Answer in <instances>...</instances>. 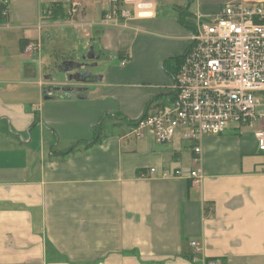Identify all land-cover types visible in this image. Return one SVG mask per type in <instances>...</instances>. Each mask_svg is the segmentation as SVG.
I'll use <instances>...</instances> for the list:
<instances>
[{
    "label": "crops",
    "instance_id": "0c3cea01",
    "mask_svg": "<svg viewBox=\"0 0 264 264\" xmlns=\"http://www.w3.org/2000/svg\"><path fill=\"white\" fill-rule=\"evenodd\" d=\"M145 1L108 24L109 0H0V264H264L254 128L204 138L198 184L190 142L130 135L172 102L196 18L242 0Z\"/></svg>",
    "mask_w": 264,
    "mask_h": 264
},
{
    "label": "built area",
    "instance_id": "2783aa9c",
    "mask_svg": "<svg viewBox=\"0 0 264 264\" xmlns=\"http://www.w3.org/2000/svg\"><path fill=\"white\" fill-rule=\"evenodd\" d=\"M109 4L104 17L108 24L153 16L154 5L145 0H109ZM34 49L30 45L26 51ZM172 93V102L138 120L130 135L139 139L151 130L157 144L171 143L175 137L190 142L193 183L203 177L201 143L208 136L231 127L254 128L264 151V0L225 4L215 16L196 18ZM155 172L152 168L142 177ZM176 176H181L179 171ZM163 177L171 175L165 172ZM190 245L200 255V244Z\"/></svg>",
    "mask_w": 264,
    "mask_h": 264
},
{
    "label": "trees",
    "instance_id": "16d2710c",
    "mask_svg": "<svg viewBox=\"0 0 264 264\" xmlns=\"http://www.w3.org/2000/svg\"><path fill=\"white\" fill-rule=\"evenodd\" d=\"M3 10H4V8H3L2 6H0V13H2ZM56 15H57V14H56V12H55V8H53V10H52V17L54 18ZM60 16H61V15H60ZM61 17H62V18H65L63 15H62ZM175 61L179 62V65H180V64H181V61H182V57L176 59ZM98 132H99V131H98ZM97 134H99V133H97ZM97 141H98V140H97ZM91 145H92V144L90 143L89 146H91Z\"/></svg>",
    "mask_w": 264,
    "mask_h": 264
},
{
    "label": "rangeland",
    "instance_id": "374dc122",
    "mask_svg": "<svg viewBox=\"0 0 264 264\" xmlns=\"http://www.w3.org/2000/svg\"><path fill=\"white\" fill-rule=\"evenodd\" d=\"M192 0H189V3H191ZM56 77H58L59 79L65 78L66 76L64 74H58ZM110 119V118H108Z\"/></svg>",
    "mask_w": 264,
    "mask_h": 264
}]
</instances>
